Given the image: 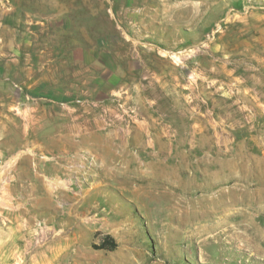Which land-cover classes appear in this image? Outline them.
Instances as JSON below:
<instances>
[{
    "label": "rangeland",
    "instance_id": "rangeland-1",
    "mask_svg": "<svg viewBox=\"0 0 264 264\" xmlns=\"http://www.w3.org/2000/svg\"><path fill=\"white\" fill-rule=\"evenodd\" d=\"M14 155L7 262L264 264V0H0Z\"/></svg>",
    "mask_w": 264,
    "mask_h": 264
},
{
    "label": "crops",
    "instance_id": "crops-1",
    "mask_svg": "<svg viewBox=\"0 0 264 264\" xmlns=\"http://www.w3.org/2000/svg\"><path fill=\"white\" fill-rule=\"evenodd\" d=\"M66 136H68V138H70L69 136H72V133L66 134ZM19 159H20L19 155H14L13 157H11L10 165H11V167H13V169H14V166L16 165V163H18ZM61 173H63V171ZM72 176H73V174H72ZM80 179L81 178L79 176H76V178H73V180H71L70 182H73L75 184V186L77 187L80 184ZM11 194H12V191H11ZM17 207H19V206H17ZM1 221H2V218H1ZM7 239L8 238H6L5 235H3V233L0 232V264H17V262H14V263L13 262L12 263L7 262V260L10 257L15 256L16 250H15V253L13 252V250H14V248L17 249V247H18V244L16 247L15 246L13 247L11 245H7L8 244ZM11 247H13V248L11 249ZM49 248H50V246L38 250L36 253V258L37 259L39 258V260H37L36 262H33L32 264H64V263H62L64 261V260H62V258H65V255L67 252V246H64L63 248L59 247L58 249H55V253H51L50 256H44V255H46L47 251L53 252V250H51ZM57 258H58L60 263L56 262Z\"/></svg>",
    "mask_w": 264,
    "mask_h": 264
},
{
    "label": "built area",
    "instance_id": "built-area-1",
    "mask_svg": "<svg viewBox=\"0 0 264 264\" xmlns=\"http://www.w3.org/2000/svg\"><path fill=\"white\" fill-rule=\"evenodd\" d=\"M14 178V169L10 165V160L0 162V213L12 207L11 185ZM49 235L50 227L46 221H39L38 231L35 234V243L38 245L43 244L48 240ZM27 248L26 246L25 249Z\"/></svg>",
    "mask_w": 264,
    "mask_h": 264
},
{
    "label": "trees",
    "instance_id": "trees-1",
    "mask_svg": "<svg viewBox=\"0 0 264 264\" xmlns=\"http://www.w3.org/2000/svg\"><path fill=\"white\" fill-rule=\"evenodd\" d=\"M118 247L117 240L110 234H106L100 244L95 245L97 249H104V250H115Z\"/></svg>",
    "mask_w": 264,
    "mask_h": 264
}]
</instances>
